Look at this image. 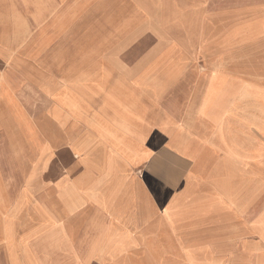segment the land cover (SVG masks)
<instances>
[{"label":"crops","instance_id":"0c3cea01","mask_svg":"<svg viewBox=\"0 0 264 264\" xmlns=\"http://www.w3.org/2000/svg\"><path fill=\"white\" fill-rule=\"evenodd\" d=\"M138 1L0 0V264H81L83 249L105 240L136 253L153 246L163 264L169 248L180 252L188 245L235 246L240 260L226 263L264 264V0H248L256 26L246 35L257 39L256 61L239 63L231 36L216 31L218 17L231 21L233 0H175L209 23L207 42L199 34L190 61L166 62L173 78L157 79L147 62L117 66L131 47L104 46L122 35V21L133 22L125 34L137 38ZM48 54L49 69L68 78L49 95L58 104L55 113L64 102V124L54 113L53 127L34 148L31 175L35 166L37 175L27 182H44L42 174L63 148L72 171L79 166L81 174L59 184L77 185L76 192L59 191V184L57 191H20V102L26 97L20 72L29 56ZM103 55L113 57L102 62ZM90 70L111 77L90 85ZM106 135L118 142L105 141ZM47 144L50 164L41 170L36 162ZM130 148L137 153L124 152ZM73 200L78 207L70 210ZM42 215L64 222L42 223ZM57 232L61 250L52 238Z\"/></svg>","mask_w":264,"mask_h":264},{"label":"rangeland","instance_id":"374dc122","mask_svg":"<svg viewBox=\"0 0 264 264\" xmlns=\"http://www.w3.org/2000/svg\"><path fill=\"white\" fill-rule=\"evenodd\" d=\"M168 1L169 4L167 6L157 7L139 0L138 3L136 2L135 8L137 38L130 40L126 37L128 34L125 33L134 24L133 22L129 24L128 21H122L120 24L122 35L117 39L105 40V47H131V50L126 48L125 53L115 62L117 66L119 63L147 62L151 65L152 72L154 71V78H162L164 76L166 78H173L172 75L168 74L167 63L190 61L192 58V47L197 44L199 45V34L201 35V42H207L209 23L203 17L194 19L191 13L188 14L187 11L191 10V6L179 8L175 0ZM248 4V0H233L231 21L225 22L224 17H218V21L216 22L218 35L223 37L224 33L228 32V35L231 36L234 63H239L241 58H247L250 62H255L257 57V39L252 34L250 37L246 35L251 28L256 26V23L248 17ZM126 14L134 15L130 11H127ZM122 19L124 20L123 14ZM220 19L222 21H219ZM29 57L28 63L30 65L26 70L20 72L21 76H23L20 89H25L26 91L25 100L20 102V191H57V185L60 181L75 180L81 174L79 166L76 170L72 171V158L63 148L56 150V156L52 160L50 169L42 174L44 182L30 184L27 182V178L31 175L32 166L36 159L35 145L37 142H40L44 134L48 133L54 125L52 121L58 104L50 101V90L53 86H64L65 83H68V78H66V72L64 71H51L49 69L50 54L31 55ZM104 57L109 58L113 56L103 55L101 57L103 59L102 62L105 59ZM41 59L43 61L39 68L36 64ZM75 75L76 73L74 72L72 77ZM100 76L101 78H109L111 74L107 70L100 73L96 70H90L87 77L89 79L88 83L95 85L96 79L100 78ZM63 107L64 102H60V111L57 110L55 113V118L61 125L64 124ZM56 129L60 136V130ZM102 137L107 142L109 140L118 142L115 136L106 135ZM48 149V144L40 149L36 164L42 165L41 170L49 168L51 154ZM124 152L129 156H133L137 153V150L136 148H130L125 149ZM10 159L15 162L16 158L10 157ZM36 167H34L30 178L37 175L38 171ZM102 170L105 171V168L102 167ZM108 172H110L109 177H113L114 172L112 167H109ZM79 189L80 187L72 185L69 182L58 185L59 191L76 192ZM56 201L57 209L60 210L59 200L57 199ZM68 207L70 210L76 209L78 207L77 200L69 202ZM74 215L78 217L80 210L78 209ZM38 220L42 223L59 224L62 221L64 222L63 219H52L43 215ZM77 237L78 234L73 232V239ZM52 238L56 239V250H61L63 247L60 245V234L57 232ZM25 250V253H30L27 248ZM169 250L170 252L172 250V253L167 256L168 260H170L166 264H228L225 262L227 258L233 261L240 260V248L235 246L199 245L192 247L188 245L180 248V252L175 247L169 248ZM154 251H156V248L147 246L146 250L142 249L141 252L136 253V251H129V248L114 247L108 240H105L103 244L97 241L83 249L82 253L85 259L81 264H163L156 260L157 257ZM177 251L178 255H176ZM120 254H125L126 256L119 257L118 255ZM107 255L112 259H107ZM98 256L101 259L97 261L98 263H95L93 260L97 259ZM11 264H20V262L12 261Z\"/></svg>","mask_w":264,"mask_h":264},{"label":"bare ground","instance_id":"6f19581e","mask_svg":"<svg viewBox=\"0 0 264 264\" xmlns=\"http://www.w3.org/2000/svg\"><path fill=\"white\" fill-rule=\"evenodd\" d=\"M121 249H122V248H121ZM121 252H122V251H121ZM121 252H120V253H121Z\"/></svg>","mask_w":264,"mask_h":264}]
</instances>
